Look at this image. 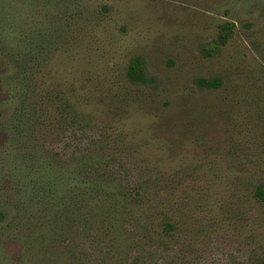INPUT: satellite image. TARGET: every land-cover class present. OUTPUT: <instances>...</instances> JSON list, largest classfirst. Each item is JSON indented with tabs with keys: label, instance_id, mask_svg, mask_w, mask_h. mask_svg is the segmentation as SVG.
I'll return each instance as SVG.
<instances>
[{
	"label": "rangeland",
	"instance_id": "1",
	"mask_svg": "<svg viewBox=\"0 0 264 264\" xmlns=\"http://www.w3.org/2000/svg\"><path fill=\"white\" fill-rule=\"evenodd\" d=\"M136 56L147 82L128 79ZM32 148L66 188L129 193L119 220L33 213ZM260 185L264 0H0V264H260Z\"/></svg>",
	"mask_w": 264,
	"mask_h": 264
},
{
	"label": "trees",
	"instance_id": "2",
	"mask_svg": "<svg viewBox=\"0 0 264 264\" xmlns=\"http://www.w3.org/2000/svg\"><path fill=\"white\" fill-rule=\"evenodd\" d=\"M220 30L217 39L213 41L214 49L220 48L221 45L227 44L233 33L235 24L231 21H226L220 24ZM128 79L132 83H144L147 82L148 76L146 73V65L142 57L136 56L131 59L127 72ZM204 83H212L209 80H205ZM34 113L27 101H24L18 110L12 116V122L17 128L15 131L18 134H24L30 131L33 126ZM24 149H29V146L22 144ZM26 153H30L28 158H23V163L30 169L35 170L34 178H31L29 183L34 186L35 195L32 199H36L40 206L32 211L38 214V217L45 218L44 221H56L65 217L67 207H71L72 204L78 202L81 209L84 207V220L86 223L92 224L95 221H105L109 219L112 221L119 220V211L123 204L127 203L130 194L121 191H107L106 193L98 192L95 189L97 186V180L85 178L76 182V187L66 188L68 184L67 176L62 170L61 165L55 168V165L60 164L49 156V159L45 158L40 148H32ZM31 159L32 162H29ZM28 160V161H27ZM73 172V171H71ZM69 178V177H68ZM71 179V178H70ZM71 183V181L69 182ZM79 188H81L79 190ZM82 188H84L82 190ZM255 195L262 201H264V186L260 185L255 191ZM100 198V199H98ZM97 199V200H96ZM109 200L112 203L111 210L115 213L116 217H111L109 212L108 203L104 201ZM23 203V209H26ZM29 209L25 210V213L31 214L32 202L26 205ZM80 209V210H81ZM110 210V211H111ZM110 217V218H109ZM6 218V214L0 211V219ZM41 220V221H43ZM47 221V222H48ZM63 221V220H62ZM264 264V259L260 262Z\"/></svg>",
	"mask_w": 264,
	"mask_h": 264
}]
</instances>
